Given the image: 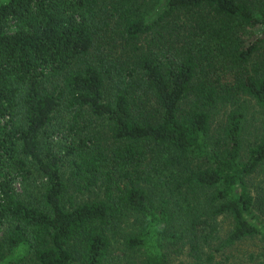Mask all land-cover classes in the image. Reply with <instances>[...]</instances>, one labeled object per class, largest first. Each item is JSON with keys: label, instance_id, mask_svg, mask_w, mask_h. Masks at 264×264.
Masks as SVG:
<instances>
[{"label": "trees", "instance_id": "1", "mask_svg": "<svg viewBox=\"0 0 264 264\" xmlns=\"http://www.w3.org/2000/svg\"><path fill=\"white\" fill-rule=\"evenodd\" d=\"M0 264H264V0H0Z\"/></svg>", "mask_w": 264, "mask_h": 264}, {"label": "rangeland", "instance_id": "2", "mask_svg": "<svg viewBox=\"0 0 264 264\" xmlns=\"http://www.w3.org/2000/svg\"><path fill=\"white\" fill-rule=\"evenodd\" d=\"M249 103H251V109H255V111H257V107L253 104L252 101H249ZM258 126V118L257 116L254 114L253 116L249 115V119L246 122V137H248V139L253 135L254 130L256 129V127ZM15 186L17 187V189L19 188V181L15 182ZM225 223V222H224Z\"/></svg>", "mask_w": 264, "mask_h": 264}]
</instances>
